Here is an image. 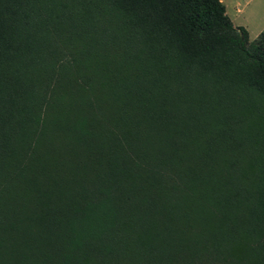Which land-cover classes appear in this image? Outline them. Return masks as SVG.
<instances>
[{"label": "trees", "instance_id": "1", "mask_svg": "<svg viewBox=\"0 0 264 264\" xmlns=\"http://www.w3.org/2000/svg\"><path fill=\"white\" fill-rule=\"evenodd\" d=\"M0 264H264V27L0 0Z\"/></svg>", "mask_w": 264, "mask_h": 264}, {"label": "rangeland", "instance_id": "2", "mask_svg": "<svg viewBox=\"0 0 264 264\" xmlns=\"http://www.w3.org/2000/svg\"><path fill=\"white\" fill-rule=\"evenodd\" d=\"M233 25L245 27L252 41L264 27V0H220ZM237 6V7H236Z\"/></svg>", "mask_w": 264, "mask_h": 264}, {"label": "crops", "instance_id": "3", "mask_svg": "<svg viewBox=\"0 0 264 264\" xmlns=\"http://www.w3.org/2000/svg\"><path fill=\"white\" fill-rule=\"evenodd\" d=\"M236 7H237V6H236ZM258 32H259V31H258ZM258 32H257V33H258Z\"/></svg>", "mask_w": 264, "mask_h": 264}]
</instances>
